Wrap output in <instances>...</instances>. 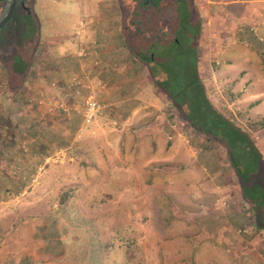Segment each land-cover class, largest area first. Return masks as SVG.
Listing matches in <instances>:
<instances>
[{"label": "crops", "instance_id": "obj_1", "mask_svg": "<svg viewBox=\"0 0 264 264\" xmlns=\"http://www.w3.org/2000/svg\"><path fill=\"white\" fill-rule=\"evenodd\" d=\"M93 2L92 0H51L50 5L55 8L52 6L48 8L36 2L39 12L38 21L40 20L37 53L44 54L50 59L46 67L50 70L47 77L52 78L47 87L48 91L52 89L58 92L53 83L68 82L73 75L85 72L89 75L92 90L95 87L101 91L103 101V110L96 117L97 119L95 118L94 122L88 126L81 123L83 127L80 131L85 137L82 147L88 148V151L83 148L86 155H81L85 159L82 172H72L67 176L72 187L71 199L73 200L78 194L89 196L91 191L96 193L101 190L100 186L104 184L103 180L107 173L114 169L119 168L129 175L130 172H134L131 178L138 179L139 182L138 185L132 183L129 192L139 206L138 211H147L150 218L159 217L161 210L169 211L170 222H176L182 227H192L189 230L192 236L180 239L181 242H192L195 243L193 246H196L200 242L201 232L216 224L218 243H231L227 232L233 226V218H229L230 215L249 217V212L240 204V202H246L241 197L236 177L233 172L228 173V176L233 174L235 188L214 183V170L207 172L206 167L203 166L208 158H211L214 163V145L212 150L211 146L202 149L197 146L198 144H191L190 139L195 135V130L190 132L187 124L180 117V122L177 121L174 108L168 106L170 103L168 96L153 84L149 73L148 76L144 75L136 82L137 91L124 93L123 88L127 79L133 80V76L139 77L141 73L124 74L129 73L132 68L138 69L142 61L135 59L136 62L132 68L125 62L128 56L119 34V32L122 34V28L113 24L115 17L107 16L104 10L99 9L101 0ZM203 3L205 2L201 1L200 7H204L208 12L209 6L206 7ZM206 4H212V0ZM221 4H224L223 7L220 6ZM234 4L238 6H233ZM214 5H219L217 9L222 15L215 18V15L212 17V14L208 13L205 30H200L197 44L198 73L203 83H211L218 88L216 90L218 94L215 97L214 90L212 93L209 92L208 97L213 106L219 109H221L220 106L214 104V101L224 100L237 123L243 120L245 122L264 120V0H214ZM120 15L122 17V13ZM25 30L26 37L32 38V32L28 28ZM80 48L88 52L86 58L77 55ZM209 49L212 62L207 66L201 58L203 54L201 52ZM20 54L21 52L14 55L21 56ZM37 55L35 54L34 58L30 56L26 76L20 79L22 84L15 90L7 74L8 62L5 64L6 70L0 91V135L2 137L0 140L3 141H0V173L2 172L1 162L12 161L13 168L9 166L3 168L5 175L3 178L9 181L3 183L7 186L16 177L27 178L26 169L31 168L32 165L37 167V163L52 162L58 156L60 149L57 142L53 139L51 141L44 139L41 136L43 129H39L41 125L37 126L34 123L48 117L53 121V115L56 113L55 111L47 113V109L56 108L54 110L63 113L64 117L73 114L80 115L81 118V114L77 111L66 113L57 105L50 103L49 100L52 99L48 96V91L34 90L26 96V100L33 102L38 108V113L31 112L36 118L31 120L28 114L30 110L19 107L18 123L13 122L9 111L14 107L18 97L25 92L23 87L28 83L34 65L38 63ZM214 63H216L215 66ZM142 64L145 63L142 62ZM36 67L40 68L43 65L40 63ZM68 67H72V71L66 69ZM38 70L42 72L41 69ZM43 84L41 82L39 85ZM57 95L59 96L58 93ZM41 98L45 99L42 103ZM224 109L223 112L227 111L226 108ZM4 115H8L12 126L10 130L13 138L11 139L4 136L2 127ZM23 120H31V122L29 124ZM245 122L241 126L250 131L264 157V136L262 135L264 125L254 130ZM254 133L260 135L259 140L254 138ZM18 137L20 140L17 141ZM4 140L7 141L4 142ZM199 141L214 143L206 137L204 140L199 139L198 143ZM6 143L8 146H4ZM71 144L76 145L74 142ZM12 146L18 147L19 154L14 156L15 160L10 153L13 150ZM75 149H78V146H73L72 151ZM28 150L33 151L35 157L34 163L29 167L25 160ZM61 155L65 156V153ZM66 156L69 160L74 158V156ZM20 163L26 167L24 174L17 170L16 164ZM58 177L53 174L49 178L57 181ZM80 179H83L85 183L82 187L76 184V181ZM93 185H96L95 189ZM54 187L55 183L51 181L48 186H34L33 191L34 194H47L49 190L54 192ZM19 189L18 199L22 203L21 210H35L37 199L34 198L32 201L35 203L34 207L29 206L33 203H29L22 197L27 191H22L21 187ZM116 202L114 201L113 206L117 205ZM0 204L7 205L8 200L3 199ZM100 205H106V203L101 202ZM87 208L91 210L92 207L88 205ZM132 210H134L133 207ZM116 218L121 221L120 217ZM138 218L137 216L135 219L138 221ZM4 224L5 222H0V264H42L40 261L45 253L44 248L39 251L38 256H35L32 244H35L37 240L27 236L33 233L30 230L27 232V228L34 224L36 226L37 221L18 222L15 232L4 228ZM240 231L238 229V232ZM15 242L18 244L14 245ZM14 246L18 247V250L12 249ZM217 249L223 252L219 246ZM178 255L172 256L177 258ZM67 257L69 255H64L63 259L66 261ZM182 257L198 259L200 255L192 251ZM224 257L214 249V259H224ZM155 258H158L157 255L152 256L154 262H157ZM170 258L169 254L163 253V259ZM58 259L60 261V257ZM178 259L181 258L178 257ZM180 263L185 264L182 261ZM260 264H264L263 256L260 258Z\"/></svg>", "mask_w": 264, "mask_h": 264}, {"label": "rangeland", "instance_id": "obj_2", "mask_svg": "<svg viewBox=\"0 0 264 264\" xmlns=\"http://www.w3.org/2000/svg\"><path fill=\"white\" fill-rule=\"evenodd\" d=\"M93 1L94 0H92V2ZM101 1L102 3L99 9L101 8L104 10L107 13V16H113L116 18V20L113 21V24H117L119 27L122 26V34L119 31L118 32L122 38V44L125 49L124 51L128 56L125 62L132 68L136 62V58L133 55L134 53H137L139 50L146 55L149 54L147 46L143 45L141 48L138 46L141 43L142 37L146 39V42H148L150 40L153 41V38L155 37L159 38L160 34L163 33H160L161 31L159 29H155L152 26L149 28L140 26L137 19L133 22L134 24L130 23V13L139 6V0ZM201 1L205 2L203 4H205L206 7L207 5L209 6L208 12L204 9V7H200L202 5ZM209 1L211 0H183L179 7V0H159V2H157V8L154 9H157L156 12L159 11L160 14L157 15L152 13L154 6L150 8V3L146 4L149 5V8H146L143 12H145L148 16H152L154 14L153 17L159 20L156 23L157 26L159 25V28L162 31L164 30V33L167 32L168 36V33L171 32L170 29L173 24V20L174 18H177V25L173 28V30L176 31L177 34H175V36L177 35L178 40L183 41V39L190 35L191 27L198 29V35L200 34V30H205V25L207 24L206 17L209 12L212 14V17L215 15V18L222 15L220 13L221 11H218L219 9H217L219 5H214V0H212V4H206ZM36 2H38V4H44L48 8L52 6L50 5L51 0H22L21 3L18 2L16 4L14 11H11V13L14 12L13 19L7 22L6 26L0 30V91L3 84V75H5L6 70L5 64L12 55L20 52H26L30 54L31 58H34L35 54H38L37 36L39 29L38 24H40V20L38 21L39 12ZM223 5L224 4H221L220 6L223 7ZM177 6L180 9H178L179 11L176 14ZM233 6L238 5L234 4ZM7 7V0L0 2V19L8 13ZM52 7L55 8L54 6ZM122 11L124 12V15L121 17L120 14ZM110 20L112 21V19ZM26 28L32 32V38H29L28 36L26 37ZM209 29H211V27ZM35 32L37 34H35ZM154 44L156 45L157 43L154 42ZM170 49L171 48L166 47L165 52H170ZM209 51L210 49L206 51L203 50L201 52V54L203 53L201 58L203 62L205 61L207 66L210 62H212V56ZM166 57H169L168 53H165V59ZM36 59L38 62L36 66L42 63L43 67L38 68L34 65V69H32L28 83L24 84V95L22 94L18 97V100L14 103V107L11 111H9L10 116H12L14 120L13 122H16L15 124L18 123L19 107L23 108V110L29 109L30 113H34L36 111V113H38V108L33 102L26 100V96L34 90L48 91L47 87L52 79L47 77L50 74V70L49 68H46L50 59L41 53L36 56ZM215 65L216 63H214V66ZM150 66L154 65L152 63L142 64V62H140L138 69L134 70L132 68L129 73L124 74L132 75L133 73H141L139 77H137V75L133 76V80L129 79L128 81L127 79L123 88L124 93L137 91L136 89L138 87L136 86V82L140 80V77L143 78L144 75L148 76V73L151 72ZM38 69H41L42 72H39ZM66 69L72 71V67H68ZM20 79V77H15L12 79V83L19 82ZM41 82L44 84L39 85ZM206 85L208 86V91L210 93L214 90L213 93L215 97V95L218 94V92H216L218 89L216 88V85L214 84L215 86H213L211 83H207ZM89 90L91 91L93 97L103 103L101 100L100 90L95 87L92 90L91 86ZM57 93L58 92H54L52 89H49L47 93L53 100L51 102L54 105L56 103L55 100H58ZM221 93H223L222 90ZM43 101H45V99L41 98V103ZM223 101L224 100L220 102L216 99L214 104L220 106L222 111L226 108L227 111L233 115V113L227 108L226 102ZM168 106L171 107V103H169ZM54 109L52 107L47 109V113L55 111L56 114L53 115L54 122L51 121L49 117L45 120L42 119L39 121L37 120V122L34 121L35 125H41L39 129H43L41 136L44 139L50 141L53 139L57 142L58 148L61 151L58 150L59 154L55 157V159H53L54 161L37 163V167H33L32 164L34 163L35 157L33 156V151L30 152V150H28L25 154L27 155L25 160L28 163L27 167L32 165L31 168L26 169L25 174L28 175V177L21 179L16 177L10 181L8 186L3 183L4 181H7L3 178V176H5L3 168L4 166L13 168L11 166L12 161L1 162L2 172L0 173V189L2 187L4 189L2 188L3 191L2 189L0 190V192L2 191L0 193V203L3 199H5L8 200V204L4 206L0 204V222H5L4 228L15 232L18 227V222L37 221L36 226L35 224L31 227L30 225L28 226L30 228H27V232L30 230L33 233H29L27 236L28 238L38 241H36L35 244L33 243L34 245L32 244V246L35 247H33V249H35V256H38L39 251H42L43 248L45 250L43 259L40 263L182 264L180 263V261H182L185 262V264H214L216 261V264H260L261 256L264 257V233L256 228V217H254V215L250 214L248 217L250 218L249 220L244 215L235 214L234 217L233 215H230L229 218L232 217L234 222V224L232 222V228L227 231L229 233V237L231 238V243H218L216 224L208 227V229L206 228V230H204L205 232H201L200 242L196 244V246H193L195 243L192 242H181L180 239H186L192 236L191 233H189V230L192 227H182L178 226L176 222H170L171 218L168 215L169 211L163 212V210H161L158 214L159 217L153 218H150L147 211H138L139 206L129 192L131 184L135 183L138 185L139 182L138 179L131 178L134 172H130L129 175L125 173V171H121L119 168L114 169L113 171L107 173L105 180H103L104 184L102 183L100 186L101 190L96 191V193L91 191V195L89 196H83L81 194H78V196L75 195V198L72 200V187H70L71 183L67 179V176L72 172H82L84 168L83 165L85 164V159L81 156L85 154L83 150L84 147H82V141L85 137L80 131V128L82 129L83 127L81 124L82 118L79 117L80 115L74 116L73 114L69 117L66 115V117H64L63 113H59ZM173 111L176 113L177 121H179L180 118L182 119V116L177 109H174ZM30 113L28 114L31 120L32 118H36L33 116L34 114L31 113L30 115ZM39 118L41 117L39 116ZM31 120H23V122L29 123ZM182 120L187 124V129L190 132H193L194 130L196 132L193 136L188 135L191 136L190 142L192 145L198 144L197 146H200L202 149L210 148V146L212 149L214 145V163L211 158H208L207 163L203 165L206 167L207 172L214 170V183L216 185H226L227 188H235V181L232 178L233 174L228 176V173L231 174L232 171L227 163L222 148L217 145L216 142L201 143V141H199L198 143L199 139H205V135L191 127L186 120ZM243 122H245V120H243ZM243 122L238 121V123L242 126L244 125ZM245 123L248 126V122ZM262 135L264 136V134ZM31 136L33 137V134ZM253 136L258 140L260 139V135L258 133H254ZM0 138L2 139L1 135ZM77 139L79 140L78 142L76 141ZM18 140H20L19 137L17 138V141ZM6 141L7 140H4V142ZM72 142L76 145L71 144ZM4 146H8V144L6 143ZM73 146H78V149L72 151ZM12 147L13 150L10 151V153L13 154L12 158L15 160V157L19 154L18 147ZM84 149L88 151V148ZM61 153H65V156L61 155ZM66 155H70L72 157L74 156V158L69 160ZM30 160L32 162H30ZM38 165L40 166L38 167ZM16 166L18 172L22 171L24 174L26 167H24L21 163L16 164ZM128 169L129 168H127V170ZM53 174L59 176L57 181L49 178ZM230 177L232 179H230ZM51 181L55 183L54 192L49 190L47 194H34V186H48ZM76 184L81 187L85 185L83 179L76 181ZM93 186L95 189L96 185ZM19 187L22 188V191H27V193H25L22 197L26 198L29 203H33L32 201L34 198L37 199L38 203L36 204L35 210H21L22 203H20L18 199L20 193ZM114 201H117L116 206H113ZM101 202H105L106 205L101 206ZM34 204L35 203H33V205L29 204V206L34 207ZM240 204L241 207L243 206V208L248 211V205L246 203L240 202ZM88 205L89 207H92L91 210L87 208ZM132 207L138 212L132 210ZM137 216L139 217L138 221L135 219ZM116 217H120L121 221ZM247 220L248 222H246ZM238 229L241 231L238 232ZM41 242L43 243L41 244ZM15 244L17 245L18 242H15L14 245ZM218 246L223 250V252L217 249ZM15 247L16 246L12 249L18 250V247ZM214 249L216 252L224 255V259H214ZM30 250L32 249L30 248ZM192 251L200 255V257L198 259L182 257V255L185 256L186 253ZM63 252L66 253L63 254ZM163 253H166L167 255L169 254L171 258L166 260L163 259ZM173 254H179L178 257L181 259L172 256ZM64 255H69V257L66 258V261L63 259ZM154 255H157L158 257L157 259L155 258L157 262H154L152 259V256L154 257ZM59 257L60 261L58 259Z\"/></svg>", "mask_w": 264, "mask_h": 264}, {"label": "trees", "instance_id": "obj_3", "mask_svg": "<svg viewBox=\"0 0 264 264\" xmlns=\"http://www.w3.org/2000/svg\"><path fill=\"white\" fill-rule=\"evenodd\" d=\"M21 1L17 0L16 4ZM157 2L159 0L140 1L139 6L130 13V23L134 24L133 22L137 19L140 26L144 28L152 26L163 33L159 38L155 37L153 41L148 42L142 37L138 46L139 48L143 45L147 46L149 54L146 55L138 50L133 55L144 63L154 65L150 66L151 72L149 73L153 84L168 96L171 107L179 111L182 119L204 134L206 139L213 140L222 148L227 163L237 179L241 197L248 205L249 215L256 217V228L264 233V157L250 131L239 125L229 112H223L213 106L209 99L208 86L202 82L198 73V29L191 27L190 35L183 41H179L177 35L175 36L176 31L173 30L177 25V18H174L168 36L167 32L164 33V30L162 31L159 25L157 26L156 23L159 20L153 17L154 14L148 16L143 12L150 5V8L154 6L152 13L160 14L159 11L156 12L157 9H154L157 8ZM181 2L183 0H179L178 6ZM147 3L150 4L146 5ZM7 4L9 8L10 0H7ZM178 6L176 14L180 9ZM13 13L0 26V30L13 19ZM154 42L157 44L155 45ZM166 47L171 48V51L165 52ZM165 53L169 56L166 59ZM20 55H14L8 61L7 74L11 81L15 77L23 79L26 76L30 54L21 52ZM21 84L20 80L11 83L13 90L18 89ZM2 123H4L2 127L5 138H13L10 130L12 126L7 115H4ZM248 124L250 128L256 130L264 125V120L248 122Z\"/></svg>", "mask_w": 264, "mask_h": 264}, {"label": "built area", "instance_id": "obj_4", "mask_svg": "<svg viewBox=\"0 0 264 264\" xmlns=\"http://www.w3.org/2000/svg\"><path fill=\"white\" fill-rule=\"evenodd\" d=\"M79 33V32H76ZM77 55L86 58L88 52L80 48ZM89 75L85 72L75 74L68 82L53 83L58 89L55 105L63 112L77 111L81 114L82 124L89 125L102 112L103 104L93 97L90 89ZM50 102L52 100H49Z\"/></svg>", "mask_w": 264, "mask_h": 264}, {"label": "water", "instance_id": "obj_5", "mask_svg": "<svg viewBox=\"0 0 264 264\" xmlns=\"http://www.w3.org/2000/svg\"><path fill=\"white\" fill-rule=\"evenodd\" d=\"M1 1H4V0H0V2H1ZM16 1H17V0H10V4H9V8H8V13H7V14L4 16V18L0 21V26H2V24L10 18L11 14H12L11 11H12L14 5L16 4Z\"/></svg>", "mask_w": 264, "mask_h": 264}, {"label": "flooded vegetation", "instance_id": "obj_6", "mask_svg": "<svg viewBox=\"0 0 264 264\" xmlns=\"http://www.w3.org/2000/svg\"><path fill=\"white\" fill-rule=\"evenodd\" d=\"M139 1L143 2L144 0H139Z\"/></svg>", "mask_w": 264, "mask_h": 264}]
</instances>
